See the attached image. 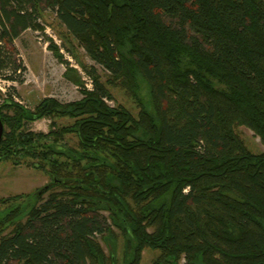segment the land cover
<instances>
[{"label":"trees","instance_id":"1","mask_svg":"<svg viewBox=\"0 0 264 264\" xmlns=\"http://www.w3.org/2000/svg\"><path fill=\"white\" fill-rule=\"evenodd\" d=\"M45 10L139 112L107 106L93 68L80 100L33 110L4 100L0 160H31L50 179L43 193L60 191L33 194L30 220L0 229V264H117L112 226L121 264H139L145 248L159 251L152 264H264V150L235 132L247 127L264 147V0H0L4 80L24 69L13 41L41 29ZM59 117L73 122L27 130ZM69 133L75 149L56 144Z\"/></svg>","mask_w":264,"mask_h":264},{"label":"rangeland","instance_id":"2","mask_svg":"<svg viewBox=\"0 0 264 264\" xmlns=\"http://www.w3.org/2000/svg\"><path fill=\"white\" fill-rule=\"evenodd\" d=\"M38 24L41 29L28 28L13 41L15 51L12 55H15V59L20 61L24 69L15 73L14 81H6L0 77V102L10 99L20 106L33 110L42 99L47 97L54 98L61 104L80 100L83 97L81 87L88 90L92 88L88 70L93 68L99 82L106 87L111 96L105 100L102 99V101L109 107L121 106L128 110L133 117H137L139 107L134 100L118 83L110 80V74L104 67L92 60L75 40L67 36L68 34L58 23L53 12L43 11L41 19H38ZM50 42L57 46L62 59L69 64L67 67L64 61L58 59L54 52L48 48ZM69 70L75 72H69L66 77L65 73ZM77 77L80 84L75 82ZM72 122V119L66 117L42 118L29 123L27 130L46 134L58 126ZM235 132L250 152L260 153L264 150L260 139L247 127L239 126L235 128ZM49 141H52V138ZM56 144L75 149L77 148V138L71 133L65 134L63 137L57 138ZM30 161L22 157L16 159V163L12 160H0V198H11L29 193L33 195L49 183V177L45 170L29 165ZM54 191H60V188L55 187L42 193L41 200L47 198ZM33 200L34 198L20 197L13 202L33 204ZM99 214L104 217L108 216L107 211H100ZM111 229L116 238L115 261L117 264H121L124 256V238L115 227L112 226ZM152 229L147 228L148 232H151ZM9 230L3 231L5 235ZM96 238L104 253L108 255L110 246L105 244L100 237ZM158 255L159 251L145 248L141 252L139 264H152ZM178 264H184L183 259H179Z\"/></svg>","mask_w":264,"mask_h":264},{"label":"flooded vegetation","instance_id":"3","mask_svg":"<svg viewBox=\"0 0 264 264\" xmlns=\"http://www.w3.org/2000/svg\"><path fill=\"white\" fill-rule=\"evenodd\" d=\"M3 104L4 101L0 102V122L2 123L3 132L1 141L3 140L6 132L9 131L5 123L6 117ZM21 197H27V199L35 198L31 193L27 195H21ZM16 199H9V197L0 198V229L2 230L1 235L3 236L5 235V232H3L4 230L10 229L9 232H7L9 234L12 230L15 229L16 226H18L19 224L24 225L27 223V221L30 220V211L33 204H16L15 202H13Z\"/></svg>","mask_w":264,"mask_h":264},{"label":"water","instance_id":"4","mask_svg":"<svg viewBox=\"0 0 264 264\" xmlns=\"http://www.w3.org/2000/svg\"><path fill=\"white\" fill-rule=\"evenodd\" d=\"M2 123L0 122V142L2 139ZM49 185L47 184L46 186L42 187L39 191H38V195H40L41 193H43L44 191H46L48 189ZM114 263V258L112 256V264Z\"/></svg>","mask_w":264,"mask_h":264},{"label":"built area","instance_id":"5","mask_svg":"<svg viewBox=\"0 0 264 264\" xmlns=\"http://www.w3.org/2000/svg\"><path fill=\"white\" fill-rule=\"evenodd\" d=\"M104 100H105V98H104Z\"/></svg>","mask_w":264,"mask_h":264}]
</instances>
